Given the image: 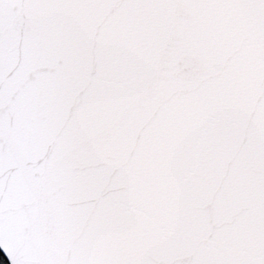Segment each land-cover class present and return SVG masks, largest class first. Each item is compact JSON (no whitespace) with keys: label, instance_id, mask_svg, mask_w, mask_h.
<instances>
[{"label":"water","instance_id":"95a60500","mask_svg":"<svg viewBox=\"0 0 264 264\" xmlns=\"http://www.w3.org/2000/svg\"><path fill=\"white\" fill-rule=\"evenodd\" d=\"M8 264H264V0H0Z\"/></svg>","mask_w":264,"mask_h":264},{"label":"trees","instance_id":"16d2710c","mask_svg":"<svg viewBox=\"0 0 264 264\" xmlns=\"http://www.w3.org/2000/svg\"><path fill=\"white\" fill-rule=\"evenodd\" d=\"M0 256L3 258L5 264H8L7 260L5 259V257L3 256V254L0 252Z\"/></svg>","mask_w":264,"mask_h":264},{"label":"rangeland","instance_id":"374dc122","mask_svg":"<svg viewBox=\"0 0 264 264\" xmlns=\"http://www.w3.org/2000/svg\"><path fill=\"white\" fill-rule=\"evenodd\" d=\"M0 264H5V262L1 256H0Z\"/></svg>","mask_w":264,"mask_h":264}]
</instances>
